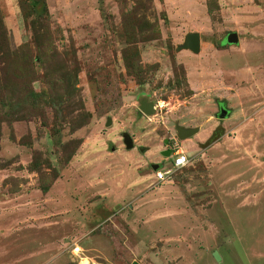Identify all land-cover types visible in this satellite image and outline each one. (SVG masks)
<instances>
[{
    "label": "rangeland",
    "instance_id": "374dc122",
    "mask_svg": "<svg viewBox=\"0 0 264 264\" xmlns=\"http://www.w3.org/2000/svg\"><path fill=\"white\" fill-rule=\"evenodd\" d=\"M169 148L189 163L158 183ZM39 233L94 264H264V0H0V251Z\"/></svg>",
    "mask_w": 264,
    "mask_h": 264
},
{
    "label": "crops",
    "instance_id": "0c3cea01",
    "mask_svg": "<svg viewBox=\"0 0 264 264\" xmlns=\"http://www.w3.org/2000/svg\"><path fill=\"white\" fill-rule=\"evenodd\" d=\"M37 228L43 231V229L47 227L39 225ZM36 236V238L31 240L30 244H14V246L9 247L7 250L0 251V254H6L9 259H13L15 262L12 264H67L73 261L76 264H82L84 260H86L88 264L95 263L93 259L86 254L85 250L83 252L81 248V254L76 255L73 252L76 246L69 247L67 244H58L53 239L48 242L43 233H39ZM0 257L4 258V256Z\"/></svg>",
    "mask_w": 264,
    "mask_h": 264
},
{
    "label": "water",
    "instance_id": "95a60500",
    "mask_svg": "<svg viewBox=\"0 0 264 264\" xmlns=\"http://www.w3.org/2000/svg\"><path fill=\"white\" fill-rule=\"evenodd\" d=\"M225 41L227 44H237L238 43V35L236 33H229ZM178 50H189L194 54L199 53L200 51V35L198 33H189L185 36L184 41ZM139 109L145 115H152L155 113V105L152 102H148L146 99L141 100L139 102ZM220 118H224V114L226 111L221 108ZM177 138L179 140L188 139L198 133V129H187L183 127H177ZM126 148L131 149L133 147L131 142H125ZM163 156L169 157L170 151H165L162 153ZM152 169L155 171L158 169V165L154 164ZM216 259L219 260V257L215 255ZM131 264H138L137 262H132Z\"/></svg>",
    "mask_w": 264,
    "mask_h": 264
},
{
    "label": "built area",
    "instance_id": "2783aa9c",
    "mask_svg": "<svg viewBox=\"0 0 264 264\" xmlns=\"http://www.w3.org/2000/svg\"><path fill=\"white\" fill-rule=\"evenodd\" d=\"M189 163L188 156L186 154H182L179 152L173 151V154L171 155V164L169 168H158L153 172L154 180L156 182H163L171 173L172 170H178L183 169L186 167ZM73 252L77 254H81V249L79 247H74Z\"/></svg>",
    "mask_w": 264,
    "mask_h": 264
},
{
    "label": "flooded vegetation",
    "instance_id": "af4514ba",
    "mask_svg": "<svg viewBox=\"0 0 264 264\" xmlns=\"http://www.w3.org/2000/svg\"><path fill=\"white\" fill-rule=\"evenodd\" d=\"M165 151H170V156L173 154V149H171V148H169V149H167V150H165ZM165 151H162V153L163 152H165ZM157 165V164H156ZM151 166H153V165H151ZM159 166V165H158Z\"/></svg>",
    "mask_w": 264,
    "mask_h": 264
},
{
    "label": "trees",
    "instance_id": "16d2710c",
    "mask_svg": "<svg viewBox=\"0 0 264 264\" xmlns=\"http://www.w3.org/2000/svg\"><path fill=\"white\" fill-rule=\"evenodd\" d=\"M160 168V167H159Z\"/></svg>",
    "mask_w": 264,
    "mask_h": 264
}]
</instances>
